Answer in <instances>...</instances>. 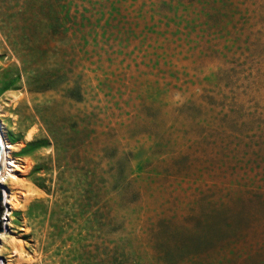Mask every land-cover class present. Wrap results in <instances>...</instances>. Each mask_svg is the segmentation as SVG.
<instances>
[{"label":"rangeland","instance_id":"374dc122","mask_svg":"<svg viewBox=\"0 0 264 264\" xmlns=\"http://www.w3.org/2000/svg\"><path fill=\"white\" fill-rule=\"evenodd\" d=\"M0 122V264H264V0H0Z\"/></svg>","mask_w":264,"mask_h":264},{"label":"bare ground","instance_id":"6f19581e","mask_svg":"<svg viewBox=\"0 0 264 264\" xmlns=\"http://www.w3.org/2000/svg\"><path fill=\"white\" fill-rule=\"evenodd\" d=\"M6 126L2 122H0V139H1V142H2V145H3V152H4L3 167H2V170H1V173H0V175H1L0 182H2V183L11 182V183H15L16 187H20V188H18V190H14L13 189L12 193L10 191V193L8 194V196H10V197H8V200L12 203V207L16 208V207H18L20 205L27 204L29 202V198H30L29 196H31L30 192H32L34 190V188L33 187H28L29 185L27 186L26 183L23 181V179L18 178L17 168L18 167L21 168L20 164H22V162H24L26 160L28 161V159H26V160L22 159L21 160L17 156L15 157V152H16L15 149H21V146H20V144H18L16 146V145H14L13 143H11L9 141V138L7 137V134H6V131H5V127ZM29 165H30V161H29V164L26 163L23 166L27 168ZM13 186H14V184H13ZM25 190H27V191H25ZM35 192H37V191H35ZM18 195H20V196H18ZM21 196L25 197V199H24L22 204H20V201L18 200V198H20ZM24 224H26V226L23 227L24 229H26V232L23 231V232H20V233L25 235L26 233H28V231H30L32 229V225H31V221L27 217L25 218ZM41 239H42V242L40 244V240ZM44 240H45V235L44 234H40L39 232H35V244L34 245L36 247H35V249L33 251L34 254L32 253V255H30V256H25V254H24V247L26 245L24 242H22V241H14V251H15L14 253L16 254V259L18 261L16 263L46 264L45 262L38 261V259H37V253H38L37 251L44 247ZM40 253H42V252H40ZM40 256H41V254H39L38 257H40ZM8 264H13L12 260L9 261Z\"/></svg>","mask_w":264,"mask_h":264},{"label":"water","instance_id":"95a60500","mask_svg":"<svg viewBox=\"0 0 264 264\" xmlns=\"http://www.w3.org/2000/svg\"><path fill=\"white\" fill-rule=\"evenodd\" d=\"M3 158H4V152H3V145L0 139V173L3 167ZM2 190L0 188V229H1V221H2V213L4 211V205H3V198H2Z\"/></svg>","mask_w":264,"mask_h":264}]
</instances>
